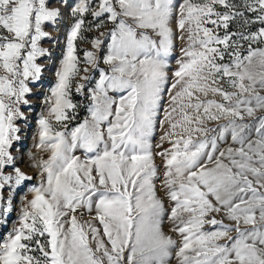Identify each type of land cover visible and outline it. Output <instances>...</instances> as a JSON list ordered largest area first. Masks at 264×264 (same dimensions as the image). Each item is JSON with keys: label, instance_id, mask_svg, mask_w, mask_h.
<instances>
[{"label": "snow or ice", "instance_id": "snow-or-ice-1", "mask_svg": "<svg viewBox=\"0 0 264 264\" xmlns=\"http://www.w3.org/2000/svg\"><path fill=\"white\" fill-rule=\"evenodd\" d=\"M17 208L0 264H264V0H0Z\"/></svg>", "mask_w": 264, "mask_h": 264}, {"label": "rangeland", "instance_id": "rangeland-1", "mask_svg": "<svg viewBox=\"0 0 264 264\" xmlns=\"http://www.w3.org/2000/svg\"><path fill=\"white\" fill-rule=\"evenodd\" d=\"M63 29L60 33V41H61V47H58L54 49V58L51 61H48V67L45 71L40 90L43 93H47L49 88L55 83V70L59 65V59H60V52L62 48V42L64 39V31ZM45 46H48V44H45ZM42 63L44 61H41ZM174 63V61H173ZM33 100V110L31 113H29V127L26 131L25 140H24V150L27 152L29 148L32 147V137L36 132V117L44 110L43 109V97H32ZM27 111V109H25ZM156 139H159V135H157ZM24 167V170L31 173L33 170L28 168L27 165H22ZM18 215V208L9 216L8 223L6 226H0V235L5 234L9 229H11L16 222V216Z\"/></svg>", "mask_w": 264, "mask_h": 264}]
</instances>
